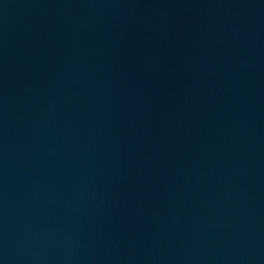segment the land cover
Listing matches in <instances>:
<instances>
[{"label":"water","instance_id":"95a60500","mask_svg":"<svg viewBox=\"0 0 264 264\" xmlns=\"http://www.w3.org/2000/svg\"><path fill=\"white\" fill-rule=\"evenodd\" d=\"M0 264H264V0H0Z\"/></svg>","mask_w":264,"mask_h":264}]
</instances>
